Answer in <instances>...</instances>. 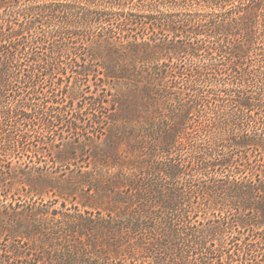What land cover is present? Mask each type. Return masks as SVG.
I'll return each mask as SVG.
<instances>
[{
	"label": "trees",
	"instance_id": "obj_1",
	"mask_svg": "<svg viewBox=\"0 0 264 264\" xmlns=\"http://www.w3.org/2000/svg\"><path fill=\"white\" fill-rule=\"evenodd\" d=\"M12 5L22 20L0 25V198L8 199V180L19 178L1 155L28 151L33 133L52 146L45 138L59 119L74 130L86 121L68 104L89 99L94 110L115 112L118 96L103 100L100 90L129 80L155 111L138 126L126 172L92 185L109 205L105 216L53 203L0 207V239L11 238L0 264L36 257L51 264H264V0ZM112 54L133 62L132 73L124 77ZM55 71L65 104L58 95L48 104L23 97L21 82ZM5 118L20 132L5 131ZM19 121L29 128L19 129ZM89 121L103 118L95 112Z\"/></svg>",
	"mask_w": 264,
	"mask_h": 264
},
{
	"label": "rangeland",
	"instance_id": "obj_2",
	"mask_svg": "<svg viewBox=\"0 0 264 264\" xmlns=\"http://www.w3.org/2000/svg\"><path fill=\"white\" fill-rule=\"evenodd\" d=\"M26 3L27 0H0V25L6 26V20L13 21L16 18L21 21V16L17 15L14 18L15 11H12V4L21 6ZM93 30L90 31L93 32ZM91 32L90 34H93ZM78 33L88 35L86 29H80ZM48 47L51 46L46 45L37 53L39 58L45 56L44 54L49 50ZM110 59L113 66H115V60L120 62L121 68L124 70V77H127L128 73H132L133 62L126 58H121L124 59L121 60L116 54H112ZM186 62L188 63L189 60H186ZM28 64L27 60L23 61L22 72L26 73L29 70L28 67L30 66ZM68 75L67 82L69 83L72 81V75L71 73H68ZM33 77V83L24 81L19 85L24 90V98L35 96L36 98H43L48 104L54 98V95H58L59 99L56 100H59L61 104H65L64 100L60 98L61 89L54 87V81L58 77L57 72L49 78L46 76V72L40 75L35 74ZM95 81L96 78L89 79L91 85ZM130 82L129 80H121L115 82V84L111 82L112 85L103 87L104 89L100 90L99 98L103 100L110 98L111 93L118 96V106L115 112L113 107L110 109L106 106L94 110L93 107L89 106V99L78 103H70L65 106L68 112L81 110L85 116L86 121L78 123L79 128L77 130L68 127L67 119H59L55 132L48 137L49 139L45 138V141L52 142V146L48 147V145L46 147L41 142L38 143L41 137L39 134L33 133L29 140L31 147L28 151L15 148L14 151L1 155L3 164L15 168L19 178L14 181L8 180V192L6 191L8 199L4 200L1 197L0 199L3 198L4 201L0 202V207L9 202H17L20 208H25L31 204L53 203V209H60L64 204L65 208L74 209L76 207L82 213L87 211L95 214L99 211L105 216L109 205L103 198L96 195L95 191L91 190L92 185L102 183L109 176L117 174L118 171L126 172L124 166H127L129 158L132 159L134 156V153L130 154L129 152L134 149L135 136L139 134L138 126L141 123H146L150 114L153 116L155 111L152 107L146 106L142 101L143 94L141 91L135 90V86ZM34 84L37 85L33 88ZM85 89L87 96L91 94L89 85ZM33 103L37 102L34 101ZM95 112L97 116L103 118L101 123L89 121L91 113ZM44 114L45 112L40 111L39 114L34 113L33 117L40 119ZM3 123L5 131L10 130L13 134L20 132L13 129L17 126H13L14 123L10 118H5ZM18 125H20L19 129L29 128L27 123L24 124L23 121H19ZM33 143L39 144V149L36 152L32 151V149L35 150L32 146ZM63 143L64 146H62ZM8 181L6 180V182ZM2 210L0 209V213ZM10 240L11 238L8 235L2 237L0 239V249L6 250L10 245ZM228 247L232 248L233 246L230 244ZM29 248V245H23V249H26L28 256H35V251H30ZM97 248L99 249L98 254L103 256L100 250H106L101 249L100 246ZM10 261L21 264L20 260L16 261L13 258ZM31 263L51 264L46 260L38 261V257H36V261Z\"/></svg>",
	"mask_w": 264,
	"mask_h": 264
}]
</instances>
